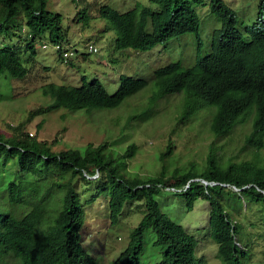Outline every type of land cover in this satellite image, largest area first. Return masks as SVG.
<instances>
[{"label": "trees", "instance_id": "obj_1", "mask_svg": "<svg viewBox=\"0 0 264 264\" xmlns=\"http://www.w3.org/2000/svg\"><path fill=\"white\" fill-rule=\"evenodd\" d=\"M148 1L155 7L136 1L132 9L119 12L105 4L99 14L115 31L116 49L146 51L170 38L195 36V62L155 68L154 90L146 105L126 116L127 124L146 122L159 99L180 94L167 144L158 153L159 171L140 175L128 170L127 161L137 151L134 142L122 151L107 141L53 150L56 138L40 140L25 129L32 114L115 108L148 80L121 74L113 93L97 77L89 82L81 77L80 85L45 82L40 92L51 101L29 111L20 123H7L9 131L0 130V264H141L146 231L152 232L159 250L157 264H196L197 240L161 210V190L183 196L189 210L197 199L207 201V233L217 243L221 264H242L239 258L246 256V249L234 237L237 225L225 210L224 192L237 191L264 204V160L259 154L264 147V0H258L256 19L245 26L244 34L224 0H209L221 23L211 33V50L204 54L200 20L190 5L198 0ZM47 5L48 0H0V76L6 80L27 76V61L34 60L37 41L60 48L68 44L61 13ZM80 11L75 19L88 24L89 12L85 7ZM76 53L67 58L68 64H74ZM58 58L66 59L61 52ZM206 108L211 111L208 129L214 139L205 159L187 157L179 164L182 152L176 150L174 132ZM248 123L238 152L227 157L219 153L223 148L217 141ZM96 200L106 206L114 226L135 201L143 206L126 246L115 257L83 245L85 206Z\"/></svg>", "mask_w": 264, "mask_h": 264}, {"label": "rangeland", "instance_id": "obj_2", "mask_svg": "<svg viewBox=\"0 0 264 264\" xmlns=\"http://www.w3.org/2000/svg\"><path fill=\"white\" fill-rule=\"evenodd\" d=\"M136 1L155 7L148 0H48V9L62 15L61 23L67 31L68 45L77 50L74 64L60 61L55 48L46 39L44 42L47 45L41 46V42L37 41L36 55L34 60L27 61V65L31 66L25 78L6 80L0 76V91L3 96L0 97V130L9 131L7 123L16 125L25 119L29 111L51 101L50 97L43 96L40 92V86L45 82L57 80L69 85H80L81 77L85 82L97 77L106 90L113 93L121 74L133 78L142 77L148 80L146 86L115 108L91 109L88 112H71L60 108L56 112L32 114L25 129L40 140L51 142L56 138L53 150L83 148L88 143L96 146L107 141L122 151L129 143L134 142L137 151L127 161L128 170L140 175L157 173L160 169L158 153L167 144L168 134L173 127L172 116L177 114L173 109L180 103V94L166 95L159 99L153 106V117L146 122L127 124L126 116L146 105L147 96L154 90L151 79L153 70L169 62L193 64L196 44L194 34H188L170 38L146 51L116 49L115 31L107 19L100 16L99 8L108 4L119 12H124L132 9ZM224 2L235 11V26L240 31L256 19L258 0ZM190 5L196 10L200 20V54L208 53L211 50V33L220 26V18L211 11L209 0H198ZM82 7L90 14L88 24L75 19L81 14ZM89 42L97 47V53L87 51L86 45ZM210 115V109L206 108L186 123L177 126L173 136L176 150L182 152L179 164L185 162L187 157L199 161L205 159L208 145L214 139L208 129ZM249 127V123L238 126L228 138L217 141L218 146L223 148L219 153L226 157L236 154ZM259 154L264 160V147L259 150ZM224 197L225 210L237 225L234 237L239 247L246 249V256L239 258L240 262L264 264V204L233 190L225 191ZM157 200L163 212L196 238V264H221L217 255V243L207 233L209 203L199 198L189 210L184 197L169 190H161ZM140 204L141 201H135L132 208L122 215L118 226L110 224L106 206L104 209L100 200L86 205V221L80 232L83 245L88 250L93 248L115 257L126 246L129 232L143 215V206ZM151 233L145 232L141 264H157L160 261L159 250L153 245Z\"/></svg>", "mask_w": 264, "mask_h": 264}, {"label": "clouds", "instance_id": "obj_3", "mask_svg": "<svg viewBox=\"0 0 264 264\" xmlns=\"http://www.w3.org/2000/svg\"><path fill=\"white\" fill-rule=\"evenodd\" d=\"M109 29V28H108ZM239 30V29H238ZM240 31V30H239ZM242 34H244L245 33V27L243 28V30L242 31H240ZM211 43V42H210ZM53 47L55 48V51H57V54L59 53V52H61L63 55H64V58H66V59H64V61L63 62H66L67 61V58L68 57H71L73 54H74V52H75V50L76 49H74L72 46H70V45H68V44H64L63 45V47H59V46H57V45H53ZM86 48H87V51L89 52V53H97L98 52V49H97V47L93 44V43H91V42H89V43H87V45H86ZM167 95H171V94H167ZM247 117H248V121H251V119H252V114H249V115H247ZM210 122V119H208V123ZM96 176V174H94V175H88V177H95ZM236 188V187H235ZM237 189V188H236ZM82 237V236H81Z\"/></svg>", "mask_w": 264, "mask_h": 264}]
</instances>
